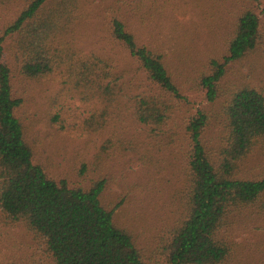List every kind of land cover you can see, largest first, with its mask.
Returning <instances> with one entry per match:
<instances>
[{"label":"trees","instance_id":"obj_1","mask_svg":"<svg viewBox=\"0 0 264 264\" xmlns=\"http://www.w3.org/2000/svg\"><path fill=\"white\" fill-rule=\"evenodd\" d=\"M22 1L23 7L0 33V214L6 222L25 227L50 264H146L133 235L115 219L118 205L109 208L102 201L107 179L99 178L88 188L73 187L34 162L16 114L22 100L13 95L12 72L3 56L9 47L20 73L28 78L59 70L73 84L71 92H80L89 110L83 121L94 130L125 96L130 120L154 132L171 117L167 97L184 99L159 47L144 42L146 29L165 9V2L106 3L111 40L126 52L123 57L135 66L134 73L143 74L148 83V89L135 85L137 90L127 91L122 79L130 72L129 64L106 56L104 49L84 52L71 41L87 14L85 8L95 0ZM236 1L242 4L231 22L226 54L222 60L213 58L210 72L201 77L210 102L220 95L227 65L250 54L259 38L260 17L251 0ZM225 117L224 142L214 151L203 140L209 122L206 111L198 109L187 124L191 148L185 209L164 238L168 264H230L234 249L220 236L222 227L234 210L258 205L264 213V173L258 179L237 176L240 162L264 141V93L250 85L236 89L225 106Z\"/></svg>","mask_w":264,"mask_h":264},{"label":"rangeland","instance_id":"obj_2","mask_svg":"<svg viewBox=\"0 0 264 264\" xmlns=\"http://www.w3.org/2000/svg\"><path fill=\"white\" fill-rule=\"evenodd\" d=\"M110 1L95 0L85 8L87 14L71 41L84 52L104 49L106 56L129 64L130 72L122 79L127 91L137 90L135 85L148 89L144 75L134 73L135 66L123 57L126 52L110 38V16L105 13ZM163 1L166 7L146 29L144 42L159 47L184 99L167 97L171 117L154 132L131 121L125 96L118 106L108 109L104 124L94 130L83 121L89 110L80 92H71L73 84L65 81L59 70L50 76L28 78L20 73L9 47L3 56L12 72L13 95L22 100L16 114L24 125L34 162L73 187L88 188L99 178L107 179L102 201L109 208L118 205L115 219L133 235L146 264H168L164 238L185 209L186 163L191 148L186 128L191 116L198 109L208 114L203 140L214 151L224 142L225 106L232 93L245 85L264 93V0H251L260 17L256 48L227 65L214 102L206 98L201 77L210 72L213 58L222 60L226 54L233 33L231 22L242 2ZM23 5L22 0H0L1 34ZM263 173L264 141L240 162L237 176L258 179ZM220 236L233 246L230 264H264V213L258 205L234 210ZM0 264H50V258L42 254L25 227L6 222L0 214Z\"/></svg>","mask_w":264,"mask_h":264}]
</instances>
